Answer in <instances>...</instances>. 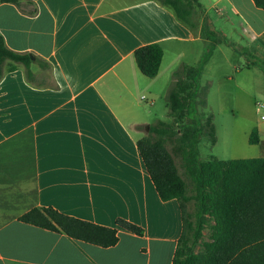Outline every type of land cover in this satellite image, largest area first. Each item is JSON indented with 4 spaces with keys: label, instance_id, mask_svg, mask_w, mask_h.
Listing matches in <instances>:
<instances>
[{
    "label": "crops",
    "instance_id": "crops-1",
    "mask_svg": "<svg viewBox=\"0 0 264 264\" xmlns=\"http://www.w3.org/2000/svg\"><path fill=\"white\" fill-rule=\"evenodd\" d=\"M16 1L0 0V33L9 49L33 57L32 75L41 63L48 74L30 82L23 64L7 61L0 80V264H173L181 204L160 198L138 141L166 122L184 67L199 68L201 80L220 53L238 58L234 73H264V9L194 0L185 23L158 0ZM154 43L164 57L148 78L135 51ZM34 208L117 228L119 242L102 248L20 221ZM120 218L144 235L118 227Z\"/></svg>",
    "mask_w": 264,
    "mask_h": 264
},
{
    "label": "trees",
    "instance_id": "trees-1",
    "mask_svg": "<svg viewBox=\"0 0 264 264\" xmlns=\"http://www.w3.org/2000/svg\"><path fill=\"white\" fill-rule=\"evenodd\" d=\"M2 1L18 3L16 0ZM158 1L171 6L183 22L190 23L194 0ZM253 1L257 8L264 9V0ZM163 57L160 43L135 51L138 67L148 78L158 75ZM7 61L23 64L27 68L28 80L32 82L33 57L9 49L0 33V80ZM183 72L185 78L176 81L169 94L171 116L175 118L177 130L173 124L161 121L138 141L140 154L160 198L163 201L177 199L181 204L184 232L173 264H264V157L200 160V131L193 124L183 122L191 113L201 72L199 68L192 67H184ZM177 134H181L178 140L180 151L198 185L199 219L194 237L189 233L194 227L187 206L188 183L181 176L166 142ZM249 142L260 145L264 152V142L260 140L257 128ZM20 221L102 248L113 247L119 242L117 228L74 218L53 208H34L22 215ZM116 224L138 236L144 235L141 226L125 219H118ZM206 229L209 236L205 240Z\"/></svg>",
    "mask_w": 264,
    "mask_h": 264
},
{
    "label": "rangeland",
    "instance_id": "rangeland-1",
    "mask_svg": "<svg viewBox=\"0 0 264 264\" xmlns=\"http://www.w3.org/2000/svg\"><path fill=\"white\" fill-rule=\"evenodd\" d=\"M130 1V0H129ZM184 4V3H183ZM218 62L213 67L212 74H204L202 79L197 81V95L194 98L191 113L186 117L183 124H193L200 131L198 144L199 158L202 162L212 159L229 161L240 158H252L264 155L263 150L252 146L249 142L254 129L264 128V107L258 109L261 104L264 106V73L254 68L251 71L245 69L242 74L234 73V65H237L238 58L230 55L229 63L219 53L216 57ZM42 70L38 76L32 75L34 81L43 83L47 80L48 66L41 63ZM245 68V64L241 66ZM232 76L234 80L219 81V77ZM212 83V84H211ZM242 84L245 91H242L237 84ZM212 85L207 91L208 85ZM224 85L219 91V85ZM240 84V85H241ZM166 105V103H165ZM164 111V104L160 107ZM164 113V112H163ZM160 119L169 124H175V118L169 112L163 114ZM150 130H147L148 135ZM181 134L173 139H167V147L174 155L181 176L188 183V213L194 229L189 232L195 236V229L198 227V202L197 182L192 176L187 160L180 151L179 139ZM257 155V156H256ZM261 155V156H262ZM205 240L209 231H204ZM200 247H198L199 249Z\"/></svg>",
    "mask_w": 264,
    "mask_h": 264
},
{
    "label": "built area",
    "instance_id": "built-area-1",
    "mask_svg": "<svg viewBox=\"0 0 264 264\" xmlns=\"http://www.w3.org/2000/svg\"><path fill=\"white\" fill-rule=\"evenodd\" d=\"M262 107H263V105L260 104V105L258 106V109H260V108H262ZM263 119H264V117H263Z\"/></svg>",
    "mask_w": 264,
    "mask_h": 264
}]
</instances>
